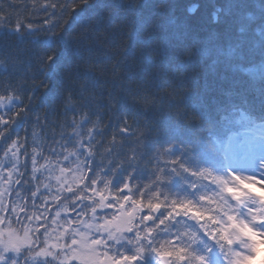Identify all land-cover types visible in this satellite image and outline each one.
I'll list each match as a JSON object with an SVG mask.
<instances>
[{"label":"trees","instance_id":"1","mask_svg":"<svg viewBox=\"0 0 264 264\" xmlns=\"http://www.w3.org/2000/svg\"><path fill=\"white\" fill-rule=\"evenodd\" d=\"M48 3L59 5L52 17L53 22L59 24L54 32L59 33L72 26L80 9L77 8L76 12L63 9L68 0H0V16L12 21L9 27H13L17 20L25 25L31 22L34 27H42L43 21L53 11L50 8L44 11ZM91 3L104 5L102 9L93 6L88 10L89 16L99 14L100 31L94 39L81 41L79 34L82 29H77L74 33L76 39L71 44L64 40L59 42L58 61L63 53L71 54L72 49L79 48L80 55L66 60L59 73L49 81L51 93L44 89L36 93L35 106L40 123L37 124L34 114L30 113L28 122L19 130L21 141H26L28 149V157L21 156L20 163H27L28 169L21 168L24 172L23 186L12 185L18 190L19 198L14 193L4 197L9 211L0 213L3 217L0 226L6 232L9 226L21 231L25 226L39 229L41 235L46 228L56 231L68 228L67 220L77 219L80 202L67 189L71 187L74 193L84 195L81 189L91 183L88 178L94 172L101 174L105 170L109 175L101 176L102 179L111 180L120 187L128 183L133 197L145 204L150 199L155 202L157 192L170 198L196 199L199 193L189 187L188 177H173L163 186L159 183L166 177L157 167L155 152L166 140L192 138L205 154L203 162L210 167L212 174L225 178L223 150L216 147V139L226 141L234 137L242 140L244 132H249L264 140V49L260 47L264 34V0H91ZM140 19L146 20L147 26L157 34L179 32L185 35L184 39L173 41L172 49L176 56L198 48L208 50L209 55L201 59L194 69L192 85L204 118L191 114L177 124L168 117H157L151 107L131 108L127 101H122L119 108L108 107L107 93L119 91L120 82L110 71L117 61L125 67L133 66L132 77L125 81L133 89L137 84V73H143L145 81L151 80V68L145 61L143 45L134 35ZM113 24H118L120 30L117 31ZM46 35L48 33H39L37 37L19 40L5 35L4 29L0 28V94L9 86L18 88L23 85L21 98L25 104L28 103V89L33 82L39 83L44 78L40 72L43 65L38 61V56L44 51L43 45L33 41L38 38L42 42ZM106 57H111V61H106ZM154 59H159L155 53ZM89 69L94 73L91 77L87 75ZM32 76L36 77L35 81ZM168 83L166 79L163 86ZM81 89L86 90L81 93ZM148 91L156 92L151 86ZM53 94L56 95L55 100L52 99ZM125 113L131 129L122 134L120 129L124 127ZM85 118L88 123H84ZM149 126L160 127L159 144L155 142V132H150ZM89 129H92L95 140L91 149L93 170L76 171L77 165L72 163L75 157L71 154L77 148L73 145L76 138L87 141ZM10 135L11 139L16 138V132L10 130ZM34 146L43 158L38 159L37 171L32 173L30 157ZM65 156L69 157L67 161ZM159 159L163 161L168 157L161 155ZM61 168L64 169L63 175ZM57 177H60L59 181ZM13 179L17 177L13 176ZM227 185H223L224 191L239 199L235 188ZM4 187L8 186L5 184ZM96 187L101 185L98 183ZM110 192L115 194V188ZM127 192L125 190L120 195ZM200 194L208 197L197 205L209 208L207 215L216 214L217 205L213 201L221 196L233 205V210H237L235 203L218 186L209 184ZM12 208L15 212L10 211ZM106 211L110 214L112 210ZM142 214L146 213L139 215ZM176 219L179 223L173 221L162 226L164 230H155L157 242L174 239L173 234L177 232L200 230L201 235L192 245V251L207 253L210 264H227L226 251L203 236L200 224L211 227L204 217L200 221L190 217ZM145 223L152 224L151 221ZM239 246H234V251L239 252ZM257 248L250 264H264V245ZM209 249L210 253L207 252ZM146 261L147 264H158L153 255L146 257Z\"/></svg>","mask_w":264,"mask_h":264},{"label":"snow or ice","instance_id":"2","mask_svg":"<svg viewBox=\"0 0 264 264\" xmlns=\"http://www.w3.org/2000/svg\"><path fill=\"white\" fill-rule=\"evenodd\" d=\"M93 6L100 9L104 7V5H93L91 0H68V3L62 6L63 9L76 12L79 8L80 12L73 18L72 26L62 29L59 33L53 31L59 27V24L52 20V17L56 15L55 9L59 7L56 3H48L44 6L45 12L49 8L53 11L43 21L42 27H34L31 22L25 25L20 20H17L13 27H9L12 21L0 16V28L4 29V34L7 36L23 40L28 37H37L39 33H48L42 42L38 38L33 41L43 45L44 51L38 56V61L43 65L40 72L44 78L39 83L33 82L28 89L30 93L27 97L28 103L25 104L21 98L20 88L23 85L18 88L9 86L5 88L3 94H0V153H2L0 182H3L0 183V213L9 211L4 202L6 195L14 193L19 198L18 190L12 185L23 186L24 172L21 168L28 169L27 163L23 165L20 163L21 156L28 157V149L26 141H21L19 130L28 122L30 113L34 114L35 122L40 123V115L36 112L35 106L36 93L41 89L51 93L49 81L59 73L66 60L80 55L79 48L72 49L71 54L63 53L62 59L58 61L59 42L64 40L71 44L76 39L74 33L77 29H82L79 34L81 41L94 39L100 31L99 14L88 15V10ZM132 7H136V4H132ZM112 26L117 31L120 30L118 24ZM163 33V35L157 34L154 29L147 26V21L144 19L138 21L134 35L143 45L145 61L151 68V80L145 81L144 74L137 73V84L133 89L125 82L132 77L133 66L125 67L122 62L117 61L110 71L115 80L120 82L119 91L107 93L108 107L119 108L122 101H127L131 108L151 107L157 117H168L177 124L186 120L191 114H198L204 118L203 109L197 102L192 85L195 67L201 59L209 55V52L205 48H198L194 52L176 56L173 54V41L184 39L185 35L179 32ZM261 37L260 47L264 49V34ZM154 53L159 56L158 60L154 59ZM105 60L111 61V57H106ZM87 75L91 77L94 73L89 69ZM31 79L35 81L36 77L32 76ZM166 79L169 83L163 86ZM95 84L94 80L93 86ZM149 86L156 92L148 91ZM61 87H63V81H61ZM85 90L81 89V93ZM52 99H56L55 94L52 95ZM123 120L124 127L120 129L122 134L130 132L131 129L127 123V113ZM88 122L85 118L84 123ZM10 130L16 132L15 139H11ZM149 131L155 132V142L159 144L160 127L149 126ZM88 136L87 141L75 139L73 146L77 148V151L71 155L75 157L72 163H76V171L93 170L91 149L95 140L92 129H89ZM9 140H11L10 143H8ZM161 155L168 159L160 160ZM155 156L159 171L166 177L159 183L163 186L173 177H188L190 178L189 187L193 192L199 193L196 199L170 198L157 192L155 202L150 199L145 204L141 199L133 197L128 183L125 182L120 187L114 185L111 180L101 178V176L109 175L107 170L101 174L94 172V175L88 178L91 183L84 185L81 189L84 195L74 193L71 187L67 189L80 202V205H77L80 209L77 219L67 220L68 228L61 231L46 228L42 235L39 234V229H30L27 226L23 227L22 231L14 230L11 226L7 232L0 230V264H147L146 257L149 255H153L158 264H210L207 253L197 254L192 251V245L201 235L200 230L185 231L183 234L177 232L173 234L174 239L170 238L164 243L157 242L155 230H164L162 226L173 221L179 223L176 219L178 217H190L195 221H200L201 217H204L211 227L200 224L203 236L214 241L222 251H226L227 264H243L248 257L234 251V246L244 245L249 250H254L252 237L264 235V196L242 189L237 199L231 193L224 191L225 183L236 187L235 180L214 176L210 167L203 162L205 154L192 138L166 140L156 149ZM42 158L34 146L30 157L32 173L37 171L38 159ZM64 159L67 161L69 157L65 156ZM257 164L264 173V160H259ZM60 171L63 175L64 169L61 168ZM13 176L17 179L14 180ZM229 176L245 179L248 183H256L255 180L245 178L232 170ZM261 176L264 177V174ZM56 179L59 181L60 177ZM98 183L101 185L100 188L96 187ZM5 184L7 188L4 187ZM209 184L218 186L222 193L229 196L237 206V210H233V205L229 204L223 196L213 201L217 205V212L214 215H207L209 208L197 206L198 202L208 200V197L200 192ZM111 188H115V194L110 192ZM125 190H128L127 194L120 195ZM88 192L92 194L88 195ZM249 200L252 202L248 203ZM106 210L112 211L109 214ZM10 211L15 212V208ZM140 213L146 214L139 215ZM156 213L159 215H155ZM218 215L221 218L218 219ZM56 216L59 217L60 213L57 212ZM26 219L31 220L32 217H26ZM148 221L152 224L145 223ZM0 223H3V217H0ZM50 241L54 242L50 243ZM207 252L210 253V249Z\"/></svg>","mask_w":264,"mask_h":264},{"label":"rangeland","instance_id":"3","mask_svg":"<svg viewBox=\"0 0 264 264\" xmlns=\"http://www.w3.org/2000/svg\"><path fill=\"white\" fill-rule=\"evenodd\" d=\"M216 147L223 150L222 155L225 159V172L226 177L231 180H235L237 193H241L242 189H248L249 191H254L259 196H264V174L261 172L257 162L259 160H264V141L259 140L257 136L250 135L249 133L244 134L242 142H238L235 138L229 140H217L215 141ZM242 174L245 178L255 180L256 183H248L245 179H240L239 177H230V171ZM252 201L249 200L248 203ZM247 215V213H245ZM0 230L3 228L0 226ZM6 232V231H5ZM254 242V250H249L244 245L239 246V252L248 258L243 261V264H250L253 255L257 251L258 245H264L263 235H254L252 237Z\"/></svg>","mask_w":264,"mask_h":264}]
</instances>
